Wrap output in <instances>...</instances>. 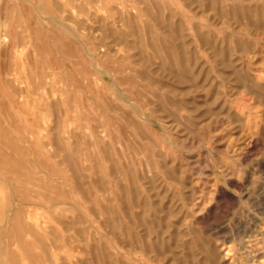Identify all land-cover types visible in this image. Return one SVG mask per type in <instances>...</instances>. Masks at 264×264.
Here are the masks:
<instances>
[{
  "label": "rangeland",
  "instance_id": "obj_1",
  "mask_svg": "<svg viewBox=\"0 0 264 264\" xmlns=\"http://www.w3.org/2000/svg\"><path fill=\"white\" fill-rule=\"evenodd\" d=\"M0 264H264V0H0Z\"/></svg>",
  "mask_w": 264,
  "mask_h": 264
},
{
  "label": "bare ground",
  "instance_id": "obj_2",
  "mask_svg": "<svg viewBox=\"0 0 264 264\" xmlns=\"http://www.w3.org/2000/svg\"><path fill=\"white\" fill-rule=\"evenodd\" d=\"M180 39H181V38H180ZM178 41H179V40H178ZM170 46H171V45H170ZM185 49H186V48H185ZM168 50H169V49H168ZM173 55H174V52L171 51V56L174 57ZM232 66H233V65H232ZM233 67H234V66H233ZM235 70H236V69H235Z\"/></svg>",
  "mask_w": 264,
  "mask_h": 264
}]
</instances>
